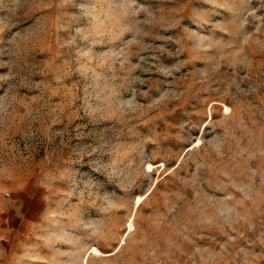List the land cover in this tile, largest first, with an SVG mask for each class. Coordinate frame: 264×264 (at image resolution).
<instances>
[{"label":"rangeland","instance_id":"374dc122","mask_svg":"<svg viewBox=\"0 0 264 264\" xmlns=\"http://www.w3.org/2000/svg\"><path fill=\"white\" fill-rule=\"evenodd\" d=\"M0 264H264V0H0Z\"/></svg>","mask_w":264,"mask_h":264}]
</instances>
